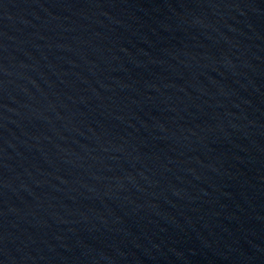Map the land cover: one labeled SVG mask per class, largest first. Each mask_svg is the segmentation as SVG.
Segmentation results:
<instances>
[{"label":"water","instance_id":"95a60500","mask_svg":"<svg viewBox=\"0 0 264 264\" xmlns=\"http://www.w3.org/2000/svg\"><path fill=\"white\" fill-rule=\"evenodd\" d=\"M0 264H264V0H0Z\"/></svg>","mask_w":264,"mask_h":264}]
</instances>
